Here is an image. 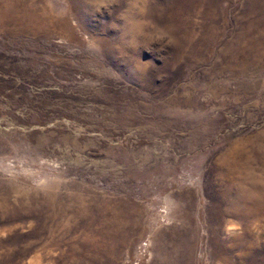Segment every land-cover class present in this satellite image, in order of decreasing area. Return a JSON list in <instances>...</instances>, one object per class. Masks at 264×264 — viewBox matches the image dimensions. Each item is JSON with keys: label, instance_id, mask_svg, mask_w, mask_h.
Listing matches in <instances>:
<instances>
[{"label": "rangeland", "instance_id": "rangeland-1", "mask_svg": "<svg viewBox=\"0 0 264 264\" xmlns=\"http://www.w3.org/2000/svg\"><path fill=\"white\" fill-rule=\"evenodd\" d=\"M0 264H264V0H0Z\"/></svg>", "mask_w": 264, "mask_h": 264}]
</instances>
